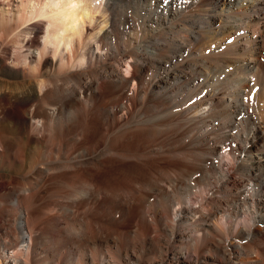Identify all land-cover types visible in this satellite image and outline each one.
<instances>
[{"label": "bare ground", "instance_id": "obj_1", "mask_svg": "<svg viewBox=\"0 0 264 264\" xmlns=\"http://www.w3.org/2000/svg\"><path fill=\"white\" fill-rule=\"evenodd\" d=\"M0 18V264H264V0Z\"/></svg>", "mask_w": 264, "mask_h": 264}, {"label": "rangeland", "instance_id": "obj_2", "mask_svg": "<svg viewBox=\"0 0 264 264\" xmlns=\"http://www.w3.org/2000/svg\"><path fill=\"white\" fill-rule=\"evenodd\" d=\"M134 0H123V4H132ZM19 27H22L20 23H10L8 19L6 18H0V41H4L5 39H9L10 36L14 33V31ZM24 36H22L23 38ZM5 40V41H6ZM40 41H42V36L39 38ZM36 50H34L35 52ZM10 64H13L12 59H10Z\"/></svg>", "mask_w": 264, "mask_h": 264}]
</instances>
